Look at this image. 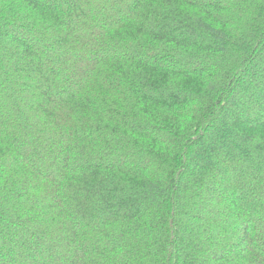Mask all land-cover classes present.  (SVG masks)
<instances>
[{
  "label": "trees",
  "instance_id": "1",
  "mask_svg": "<svg viewBox=\"0 0 264 264\" xmlns=\"http://www.w3.org/2000/svg\"><path fill=\"white\" fill-rule=\"evenodd\" d=\"M263 26L264 0H0V264H264Z\"/></svg>",
  "mask_w": 264,
  "mask_h": 264
},
{
  "label": "rangeland",
  "instance_id": "2",
  "mask_svg": "<svg viewBox=\"0 0 264 264\" xmlns=\"http://www.w3.org/2000/svg\"><path fill=\"white\" fill-rule=\"evenodd\" d=\"M245 2V1H244ZM264 27V26H263Z\"/></svg>",
  "mask_w": 264,
  "mask_h": 264
}]
</instances>
